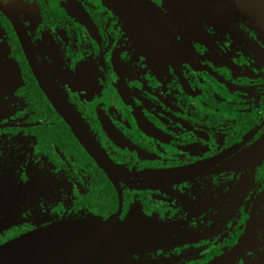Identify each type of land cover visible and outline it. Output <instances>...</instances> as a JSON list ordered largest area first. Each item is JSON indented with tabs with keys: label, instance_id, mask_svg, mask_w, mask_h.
Returning <instances> with one entry per match:
<instances>
[{
	"label": "flooded vegetation",
	"instance_id": "af4514ba",
	"mask_svg": "<svg viewBox=\"0 0 264 264\" xmlns=\"http://www.w3.org/2000/svg\"><path fill=\"white\" fill-rule=\"evenodd\" d=\"M0 14L38 89L20 29L49 87L119 174L120 216L109 221L118 211L109 182L115 213L86 220L170 241L119 256L82 253L108 264H264L263 34L227 0H0ZM16 52L0 25V125H18L24 108ZM25 138L57 195L63 178L71 184L72 201L66 174ZM17 172L0 164V247L58 217L53 207L2 213L10 179H28ZM34 214L47 218L39 228Z\"/></svg>",
	"mask_w": 264,
	"mask_h": 264
},
{
	"label": "water",
	"instance_id": "95a60500",
	"mask_svg": "<svg viewBox=\"0 0 264 264\" xmlns=\"http://www.w3.org/2000/svg\"><path fill=\"white\" fill-rule=\"evenodd\" d=\"M244 20L264 35V0H227ZM89 27V23H85ZM25 59L33 72L39 89L66 124L79 145L105 169L109 182L118 197V211L109 221L116 220L122 210L120 177L107 155L85 134L75 118L45 81L28 47L26 37L17 31ZM108 137L116 139V132L102 120ZM29 128L32 126L0 125V128ZM231 155L227 154L224 158ZM219 160V161H221ZM169 239L151 234L143 227L127 224L101 225L97 221H65L33 231L0 247V264H108L82 250L102 256H119L166 245ZM170 244V243H169Z\"/></svg>",
	"mask_w": 264,
	"mask_h": 264
},
{
	"label": "trees",
	"instance_id": "16d2710c",
	"mask_svg": "<svg viewBox=\"0 0 264 264\" xmlns=\"http://www.w3.org/2000/svg\"><path fill=\"white\" fill-rule=\"evenodd\" d=\"M41 1L42 0H38V3H41ZM2 18L3 16L0 14V25L8 33L12 48L17 50L16 59L23 67L22 76L24 81L22 87L18 90V95L23 99L24 108L17 117H14L15 119L12 120V122L18 124V126L38 124L31 130L28 128L17 127L5 128L2 129V131L12 132L16 135L20 134L19 136L22 137H27L30 134L33 139L32 144L35 152L53 164L57 171L65 173L71 181L72 201L67 209L70 211V214H73L76 217L75 219L68 220L66 218L69 216H66L64 217V220L62 219L61 221H58V223L86 220L87 218H90V216L93 218H107L111 216L116 211L117 199L116 193L110 185L104 169L100 168L99 165H95L97 160L79 145L69 128L55 113L40 92L29 74L27 64L23 58L18 41L12 32L10 24ZM31 87L34 92L32 98L34 102L32 104L31 100H28V96H31V93L29 92ZM29 109L32 110L30 112L33 113V119H26V116L29 115ZM10 122L3 124L7 125ZM88 124L89 126L93 125L92 122H87V125ZM61 157H64V161H62ZM78 214L85 215V217L80 218ZM51 225L53 224L45 227ZM29 233L31 232L26 234ZM24 235H21L20 237Z\"/></svg>",
	"mask_w": 264,
	"mask_h": 264
},
{
	"label": "rangeland",
	"instance_id": "374dc122",
	"mask_svg": "<svg viewBox=\"0 0 264 264\" xmlns=\"http://www.w3.org/2000/svg\"><path fill=\"white\" fill-rule=\"evenodd\" d=\"M10 4L17 5L16 3ZM6 85L5 95L6 98H9L12 91L9 89L10 85ZM13 134L15 133L0 132V164L2 166L17 167L18 172L16 175L28 177V179L26 181H15L14 178H9L15 174L11 175L8 173L5 175L10 179V188L3 196L2 213L5 214V210H16L19 213L28 211L37 213L43 208L47 209L49 207L51 209L53 207L56 208L58 217H56L55 221L49 220L52 224L58 223L62 219L64 220L65 216H69L66 218L68 220L75 219L76 216L70 214L67 209L71 203V184L67 179L63 178V185H59L63 191V196L57 195L56 191H54L52 180L44 178V176H50L45 169L46 165L30 157L27 147L30 144L29 141L25 137L19 136L20 134H17V136ZM17 182H22V184L16 185ZM46 221L47 218L42 217L41 214H34L33 225L36 228L41 227Z\"/></svg>",
	"mask_w": 264,
	"mask_h": 264
}]
</instances>
